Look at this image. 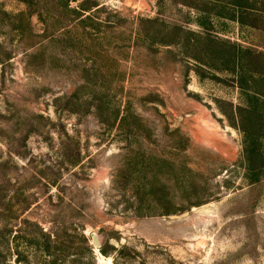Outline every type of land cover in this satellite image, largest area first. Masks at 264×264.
I'll list each match as a JSON object with an SVG mask.
<instances>
[{
  "label": "rangeland",
  "instance_id": "rangeland-1",
  "mask_svg": "<svg viewBox=\"0 0 264 264\" xmlns=\"http://www.w3.org/2000/svg\"><path fill=\"white\" fill-rule=\"evenodd\" d=\"M53 263L264 264V0H0V264Z\"/></svg>",
  "mask_w": 264,
  "mask_h": 264
},
{
  "label": "water",
  "instance_id": "water-1",
  "mask_svg": "<svg viewBox=\"0 0 264 264\" xmlns=\"http://www.w3.org/2000/svg\"><path fill=\"white\" fill-rule=\"evenodd\" d=\"M91 239H92L93 243L95 244V246L98 247L99 242L97 240V237L94 234H91Z\"/></svg>",
  "mask_w": 264,
  "mask_h": 264
},
{
  "label": "trees",
  "instance_id": "trees-1",
  "mask_svg": "<svg viewBox=\"0 0 264 264\" xmlns=\"http://www.w3.org/2000/svg\"><path fill=\"white\" fill-rule=\"evenodd\" d=\"M42 233V236H44V237H46L47 235H45L43 232H41ZM101 252H103L102 250H101ZM54 264V263H53Z\"/></svg>",
  "mask_w": 264,
  "mask_h": 264
}]
</instances>
